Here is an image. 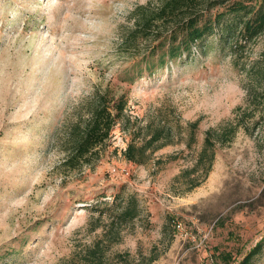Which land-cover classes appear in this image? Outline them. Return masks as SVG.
I'll return each instance as SVG.
<instances>
[{
	"label": "rangeland",
	"instance_id": "rangeland-1",
	"mask_svg": "<svg viewBox=\"0 0 264 264\" xmlns=\"http://www.w3.org/2000/svg\"><path fill=\"white\" fill-rule=\"evenodd\" d=\"M154 1L0 0V264H229L219 252L235 264L264 238V103L248 96L264 33L238 53L212 36L131 81L151 46L128 51L121 32ZM104 90L172 137L139 164L124 155L133 133L117 126L92 166L66 174L57 136ZM239 118L209 176L189 191L177 182L205 132ZM119 192L144 208L123 227L96 209Z\"/></svg>",
	"mask_w": 264,
	"mask_h": 264
},
{
	"label": "trees",
	"instance_id": "trees-1",
	"mask_svg": "<svg viewBox=\"0 0 264 264\" xmlns=\"http://www.w3.org/2000/svg\"><path fill=\"white\" fill-rule=\"evenodd\" d=\"M222 5L223 10L215 7ZM205 8H204V7ZM133 23L123 26L121 44L128 51H138L143 43L151 46V51H143L134 69L137 72L129 78L142 77L145 70L163 67L168 59L190 58L205 40L217 36L220 44L233 53L243 50L248 43L264 33V0H155L152 6L140 5L131 17ZM146 45V44H143ZM264 60V59H263ZM262 60V61H263ZM253 76L248 88V96L264 103V63L249 70ZM125 95L111 96L109 90L97 91L81 107L76 118L66 123L57 138L65 157L61 166L70 174L92 166L101 155L106 143L114 136L117 126L122 131H130L131 140L124 151L127 160L139 164L146 163L145 155L167 145L171 129L143 126L137 118L126 114ZM245 123L240 118L229 123L226 128L212 127L205 132L204 142L193 164L176 177V181L192 190L204 181L213 169L219 145L233 141L240 126ZM199 121L189 123L188 145L196 142ZM151 129L147 134L144 131ZM144 135L139 144L136 138ZM158 143V144H157ZM96 209L109 213L112 225L123 227L143 216L144 208L135 195L125 196L122 192L114 195L113 201ZM174 225V224H173ZM264 252L262 238L244 257L235 264H258L256 260ZM219 256L231 264L230 252H219ZM156 257H152L151 261Z\"/></svg>",
	"mask_w": 264,
	"mask_h": 264
},
{
	"label": "built area",
	"instance_id": "built-area-1",
	"mask_svg": "<svg viewBox=\"0 0 264 264\" xmlns=\"http://www.w3.org/2000/svg\"><path fill=\"white\" fill-rule=\"evenodd\" d=\"M175 223V222H174ZM175 226V225H174ZM178 226V223L176 224V226L175 227H177Z\"/></svg>",
	"mask_w": 264,
	"mask_h": 264
}]
</instances>
